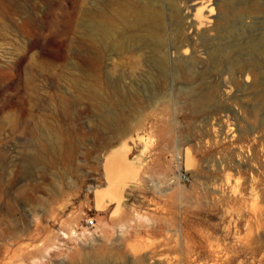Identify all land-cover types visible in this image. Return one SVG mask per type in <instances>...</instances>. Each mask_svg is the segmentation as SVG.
Masks as SVG:
<instances>
[{
    "label": "rangeland",
    "instance_id": "obj_1",
    "mask_svg": "<svg viewBox=\"0 0 264 264\" xmlns=\"http://www.w3.org/2000/svg\"><path fill=\"white\" fill-rule=\"evenodd\" d=\"M200 1H190L193 13ZM211 1L194 67L202 77L152 85L143 46L127 42L108 60L99 37L91 46L88 26L100 22L103 0H0V264H74L98 253L117 264H264V92L256 95L264 73L251 69L232 86L206 58L228 50L222 61L254 58L264 68V0ZM224 5L230 30L206 32L222 26ZM172 9L164 4L166 32ZM192 85L220 87L212 107L192 102ZM112 87L137 98L115 99ZM37 151L44 163L33 160ZM120 151L133 179L120 202L97 211L105 162Z\"/></svg>",
    "mask_w": 264,
    "mask_h": 264
},
{
    "label": "bare ground",
    "instance_id": "obj_2",
    "mask_svg": "<svg viewBox=\"0 0 264 264\" xmlns=\"http://www.w3.org/2000/svg\"><path fill=\"white\" fill-rule=\"evenodd\" d=\"M190 1L191 0H103L102 8L99 10L100 22L97 24L90 23L88 26L89 28L87 27L89 29L87 30L88 32L87 35L89 37L90 44L91 46L96 45L95 47H97L98 42L96 41V39L100 38L99 58H103V59L106 58L107 60L109 59L110 54H114L115 56L119 57L125 54V50L129 51V49L125 45L127 42L128 44L130 42H132V44L133 42H135L138 45L143 46L147 50V51H143L142 54L144 56V59H146L147 61L148 64L147 66L150 69V74H151L150 82L152 85L154 83H155L154 85L165 84V82L168 81L169 79H173L176 81H192L193 79H195L196 76L202 77L204 72L199 71L197 73V71L194 70L195 65L196 64L198 65V63H200V61L196 56V53L199 52L198 51L199 48L205 47L204 43L202 42L203 38L201 37V35H203L204 33L203 31H200L201 30L200 28H202V24L204 23L202 20V15H203L202 10L203 8H206L212 11L213 8L212 5H215L216 7L217 5L215 2H212L211 0H201L200 7L197 8L196 11L193 13L192 6L194 4H189ZM162 2H163V6H162ZM165 3L167 4L169 3V5L173 8L172 10L174 16L176 17V21L174 24L175 28L172 30L170 29L169 32L165 31L167 29L165 24V17L163 13ZM110 4L113 5L112 9L110 7ZM224 8H226L225 5L223 6L222 12L219 11V15H216L215 17L216 21L222 22V26L213 24L214 28L211 29L207 28L208 30H206V32L216 31V33L217 32L226 33L227 31L230 30L231 20H229V18L231 17L230 15L231 13H228ZM190 12H192L193 14L191 15ZM203 29L205 30V27ZM172 34L174 35L173 37ZM233 46L234 48L240 49L239 44ZM213 52L214 53L216 52L218 56L213 57ZM213 52L206 54L207 55L206 58H208V60H210V62L213 65L211 71L216 72L217 73L216 75H218L219 77L223 75H227L228 83H230L231 85L234 83L236 79L237 80L240 79L245 72H248L251 69L255 70L260 74L264 73V68L260 64L261 62H258L254 58L245 59L244 57V59H239V60L229 59L228 62V61H222L221 58H219L220 54L225 55L226 53H228V50L219 51L215 49ZM257 52L260 53V55H262L261 53L264 52V43L257 50ZM170 58H172L171 60L173 61H171ZM177 64L183 68L182 71L178 72L176 69L173 68V65L176 66ZM225 78H223V81L227 82ZM220 90L221 89L218 86L214 87L210 85L206 89H201V88H194V85H192V87H190L189 96L190 98L193 99L192 102H194V104L197 107H204V106L208 107L210 106V104L212 105L211 102L213 101L214 97L220 92ZM112 91L115 94V99L127 100L130 98H137L135 93L124 92L120 89V87L119 88L112 87ZM263 92H264L263 89L258 90V92H256V95L263 94ZM99 95L100 93H98L97 90L94 89L92 91L91 96L94 97L93 99L98 100L99 101L98 104L102 106L104 105L105 101H103ZM110 121L116 123L119 121V117L116 114H114L110 117ZM220 123L221 122H219V124ZM229 132H231L230 129ZM235 135L236 133L233 134L231 138L236 137V141L241 140L240 135L238 134L236 136ZM227 137L228 136L225 135V138ZM260 138L262 139V137ZM123 140H124L123 148L126 149L128 143L125 139ZM181 153L183 158V165L186 171H191L192 169H195L197 163L194 159L193 148L191 146L184 145L182 147ZM240 153L241 152H239V157L240 155L243 154ZM125 157L126 155H124V153L120 151L117 153H113L106 160L105 176L107 181V187L105 189H97L94 191V206L97 211H104L106 207L109 205L108 202L112 199H115L118 202H120L122 199L123 190L128 185L127 181L133 179L134 169L132 168V165L127 162ZM33 160L39 163H44L46 158L43 152L37 151L34 155ZM242 161L246 162L245 160H241V162ZM247 166H252V163L251 165L250 163L247 164ZM250 170L252 171L253 168L251 167ZM194 172H196V170ZM253 180H250L252 191H254L255 189L254 186L255 180L254 181ZM107 198H109V200H107ZM113 203L115 204V202ZM137 261H141L145 263L146 257L144 258L142 257ZM127 263L136 264L134 262L132 263L125 262L122 264H127ZM74 264H117V263L112 262L107 256L98 253L95 255L92 254H88L87 256L84 255L82 258L80 257V260L78 262H74Z\"/></svg>",
    "mask_w": 264,
    "mask_h": 264
},
{
    "label": "built area",
    "instance_id": "obj_3",
    "mask_svg": "<svg viewBox=\"0 0 264 264\" xmlns=\"http://www.w3.org/2000/svg\"><path fill=\"white\" fill-rule=\"evenodd\" d=\"M92 224H93V220L90 219V220L88 221V225H92Z\"/></svg>",
    "mask_w": 264,
    "mask_h": 264
}]
</instances>
